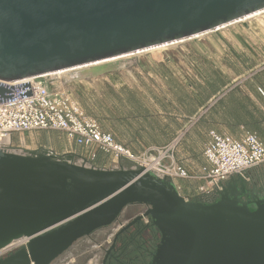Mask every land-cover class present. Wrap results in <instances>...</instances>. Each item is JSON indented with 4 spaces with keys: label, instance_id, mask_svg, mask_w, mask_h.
Masks as SVG:
<instances>
[{
    "label": "water",
    "instance_id": "obj_1",
    "mask_svg": "<svg viewBox=\"0 0 264 264\" xmlns=\"http://www.w3.org/2000/svg\"><path fill=\"white\" fill-rule=\"evenodd\" d=\"M264 11V0H0V104L33 96L13 83L183 43ZM49 150L0 148V251L28 239L25 264H48L128 205H151L174 264H264V208L250 220L224 186L213 204L185 200L139 170L77 166ZM233 180V179H232ZM21 258L0 261L20 264Z\"/></svg>",
    "mask_w": 264,
    "mask_h": 264
},
{
    "label": "crops",
    "instance_id": "obj_2",
    "mask_svg": "<svg viewBox=\"0 0 264 264\" xmlns=\"http://www.w3.org/2000/svg\"><path fill=\"white\" fill-rule=\"evenodd\" d=\"M220 43L213 42L214 48L206 50V54L190 52L185 54V59L194 69V71L190 69L189 73L185 69H180L172 60L171 64L154 70V74L147 72V77H155L156 84L153 83L152 86L146 84L147 78L145 79L143 73L138 71L136 81L138 84L134 91L123 84L120 86V80L117 81L112 73H108L106 77L102 75V79L113 88L112 93H115L116 99H124L127 93H131L137 100L152 104L151 112L145 115L143 128L138 127L137 132L133 134L132 130L125 129L114 121V110L119 106H107L105 101L108 92L100 88L102 93L99 98L94 95L96 108H99L95 116L109 118L104 121V126L102 124L103 129L115 134L119 142L127 145L135 153H142L153 147L167 146L178 135H182L174 156L191 171L208 165L203 152L209 132L212 130L226 133L235 139H240L248 132L255 133L264 140V96L261 93V91L264 93V38L237 39L228 44ZM241 44L247 45L246 50L237 48ZM216 77H220L222 84L211 89ZM99 78V75L90 73L87 76L94 87H98L96 82L100 81ZM172 79L178 80L177 87L185 95L187 93V100L200 94L199 98L202 100L200 106L192 112L181 111L173 116ZM192 79H196L200 85L194 86ZM117 87L119 90H116ZM202 93L205 96L201 95ZM162 115L171 120L166 121ZM94 164L97 169L112 168L111 157L102 152L97 154ZM256 173L257 170L251 172L252 179L257 177ZM204 183L198 180L174 181L179 194L191 200L201 198L198 190Z\"/></svg>",
    "mask_w": 264,
    "mask_h": 264
},
{
    "label": "built area",
    "instance_id": "obj_3",
    "mask_svg": "<svg viewBox=\"0 0 264 264\" xmlns=\"http://www.w3.org/2000/svg\"><path fill=\"white\" fill-rule=\"evenodd\" d=\"M79 71L74 69L62 74L4 83L11 87L30 83V89L14 94L32 90L33 96L0 104V148L23 155L28 151L25 136L39 131H54L61 134L69 147L63 155H73V163L77 166L97 169L94 163L97 154L102 152L111 157V170L142 168L173 185L178 179L204 181L198 190L201 197L222 192L225 184L234 178L249 182L251 178L247 173L264 166V140L249 132L235 139L226 133L210 131L203 152L208 165L195 171L187 169L174 156L182 135L167 146L135 153L119 142L115 134L105 131L100 121L89 115L75 97L71 87L83 82ZM16 135L22 137V142L14 143ZM6 137L11 139L10 144L1 145V139Z\"/></svg>",
    "mask_w": 264,
    "mask_h": 264
},
{
    "label": "rangeland",
    "instance_id": "obj_4",
    "mask_svg": "<svg viewBox=\"0 0 264 264\" xmlns=\"http://www.w3.org/2000/svg\"><path fill=\"white\" fill-rule=\"evenodd\" d=\"M247 38H264V13L249 20L222 28L216 32L208 33L206 35L204 34L203 36L201 35L196 39H189L183 41V43L167 46L161 50L143 52L111 62L101 63L94 67L82 68L79 73L83 78V82L81 84H76L71 88L73 94L81 102V105L86 112L99 120L103 126L104 121L109 120V118L95 116V112L96 110H99V108H96L97 104H95L94 95L96 98H99V95L102 93L100 88L106 89L108 97L105 104L110 107L115 105L119 106V108L114 110V121L117 124L122 125L125 129L132 130L134 134L137 132L136 130L138 127L143 128V123L146 119L145 115L147 116V114L151 112L152 104L150 102L146 103L137 100L135 95H132L131 93H127L124 96V99H116L115 93H112L113 88L102 79V75L106 77L108 73H112L117 81L120 80V86L123 84L128 89L130 88V90L134 91L137 89L136 84L138 83L136 81L138 79V71L143 73L142 76L145 77V79L147 78V81H145L146 84L152 86L153 83L156 84V81H154L155 77H147V72L154 74V70H158L166 64H171L172 60L173 63L179 65L180 69H185V71L189 73L190 69L192 71H194V69L185 59V54L189 52L206 54V50L214 48L212 46L213 42L228 44V42H233V40H246ZM237 48H239V50H246L247 45L241 44L238 45ZM89 73L90 75H99L100 81L96 82L98 87H94V84L87 79ZM193 78L195 77L193 76ZM191 81L194 86L200 85L196 79H192ZM177 84L178 80L172 79L171 86L173 87V90H171V114H173V116L178 115L181 111L192 112L200 106L202 101L199 98L200 94L193 97L191 100H187V93L185 95L184 92L177 87ZM118 87L116 90H119ZM201 95L205 96L203 93ZM193 96H195V93H193ZM147 107L151 109H148ZM163 117L166 121L171 120V118H166V116ZM19 141L22 142V137L19 135L14 136V143L18 144ZM25 147L29 151L44 149L54 153L66 152L69 149L61 134L54 131H39L25 136ZM251 172L247 173L250 178H252Z\"/></svg>",
    "mask_w": 264,
    "mask_h": 264
},
{
    "label": "flooded vegetation",
    "instance_id": "obj_5",
    "mask_svg": "<svg viewBox=\"0 0 264 264\" xmlns=\"http://www.w3.org/2000/svg\"><path fill=\"white\" fill-rule=\"evenodd\" d=\"M249 182L234 178L237 194L228 197L233 212L242 219L252 218L264 208V166ZM223 198L221 192L192 201L213 205ZM147 204L126 206L107 226L75 241L48 264H174L171 257V235L157 223ZM28 239L18 241L0 252V261L20 257ZM32 264V263H31Z\"/></svg>",
    "mask_w": 264,
    "mask_h": 264
},
{
    "label": "bare ground",
    "instance_id": "obj_6",
    "mask_svg": "<svg viewBox=\"0 0 264 264\" xmlns=\"http://www.w3.org/2000/svg\"><path fill=\"white\" fill-rule=\"evenodd\" d=\"M264 13V11H260V12H257V13H255V14H253V15H250V16H248V17H246L245 19H242L241 21H238V22H242V21H246V20H249V19H251V18H253V17H255V16H258V15H260V14H263ZM237 22V23H238ZM236 23V22H235ZM234 23V24H235ZM231 25H233V24H231ZM228 26H230V25H227V26H225V27H228ZM225 27H222V28H225ZM222 28H220V29H222ZM220 29H218V30H220ZM217 30V31H218ZM212 32H216L215 30L214 31H212ZM212 32H209V33H212ZM206 34H208V33H205V35ZM204 34H202V36H203ZM199 36H201V35H198V36H195V37H193V38H191V39H196V38H198ZM190 39V40H191ZM187 41V40H186ZM180 43V42H179ZM171 45H173V44H169V45H163V46H159V47H154V48H152V49H150V50H147V51H144V52H149V51H156V50H161V49H164V48H166L167 46H171ZM116 60V59H115ZM111 61H113V60H111ZM111 61H109V62H111ZM82 68H84V67H82ZM82 68H78V69H82ZM73 69H71V70H68V71H63V72H58V73H56V74H62V73H66V72H69V71H72ZM76 70V69H75ZM52 75H54V74H52ZM10 142H11V139L10 138H8V137H6V138H2L1 139V145H8V144H10ZM5 151V150H4ZM23 240V239H22ZM20 241V240H19ZM18 243V241L17 242H15L14 244H12V245H16ZM12 245H10V246H12Z\"/></svg>",
    "mask_w": 264,
    "mask_h": 264
},
{
    "label": "trees",
    "instance_id": "obj_7",
    "mask_svg": "<svg viewBox=\"0 0 264 264\" xmlns=\"http://www.w3.org/2000/svg\"><path fill=\"white\" fill-rule=\"evenodd\" d=\"M213 83H214V84H213L214 86H212L211 89H215L216 86L222 84V83H221V80H220V77H216V79H215V81H214ZM167 182H168L169 184H171V182H170L169 180H167Z\"/></svg>",
    "mask_w": 264,
    "mask_h": 264
}]
</instances>
